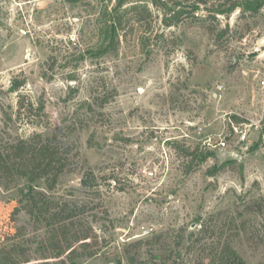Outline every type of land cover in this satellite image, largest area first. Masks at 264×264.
<instances>
[{
    "label": "rangeland",
    "instance_id": "1",
    "mask_svg": "<svg viewBox=\"0 0 264 264\" xmlns=\"http://www.w3.org/2000/svg\"><path fill=\"white\" fill-rule=\"evenodd\" d=\"M232 2L244 5L215 13ZM116 4L0 0V146L41 132L66 151L52 190L0 172V244L16 237L33 254L41 227L13 210L38 192L84 204L95 254L75 250L65 264H128V243L193 230L210 213L227 228L236 206L261 197V231L234 246L245 264H264V2L207 0L194 12L195 0ZM21 101L31 109L17 110ZM235 124L243 143L207 144ZM173 142L209 155L188 170ZM84 172L94 188L81 185Z\"/></svg>",
    "mask_w": 264,
    "mask_h": 264
},
{
    "label": "trees",
    "instance_id": "2",
    "mask_svg": "<svg viewBox=\"0 0 264 264\" xmlns=\"http://www.w3.org/2000/svg\"><path fill=\"white\" fill-rule=\"evenodd\" d=\"M137 1L118 0L116 6L119 7L125 2L131 3V7L135 8ZM159 1L152 0L156 6ZM206 3L207 0H195L192 11ZM252 4L253 2H249L246 5L247 9ZM243 5L244 2H232L228 8H218L215 13H225L228 16L235 8ZM173 13L172 18L164 20L166 26L173 25L184 11L179 8ZM117 43L118 36L114 38L111 36L109 45L113 48ZM21 85L22 82L13 84L10 91H16ZM27 105L31 109V103L21 101L17 110L25 109ZM38 109L43 110V106H39ZM173 144L178 156L186 160L188 170L202 164L209 155L200 151L198 147L182 146L177 142ZM65 155L66 151L57 141L44 136L41 132H35L26 138H18L5 146H0V172L13 177H27L29 180L44 178L47 189L52 190L58 176L66 169ZM80 182L86 188H94L97 185L96 179L89 178L88 172H84ZM262 202L261 197H250L242 206H236L227 228L220 224L216 226L215 221L217 218L219 220L221 215L217 217L210 213L201 218L193 230L186 231L184 227L171 228L153 233L145 241L135 240L128 243L126 248H134V251L125 252L126 261L128 264H203L207 259L206 264H245L234 242L242 236L255 237L256 231H261L255 221L258 214L253 212L255 206L262 211ZM83 210V203L59 201L39 192L22 200L20 205L14 208L13 216L20 212L26 213L41 227V236L31 256L27 253L28 248H24L16 237L0 244V264H65L64 259L67 260L69 254L75 250L80 255L93 256L95 252L89 249L95 240L90 241L91 224L82 222ZM232 231L234 233L230 234ZM141 246L147 248L141 251ZM193 260L195 261L192 262Z\"/></svg>",
    "mask_w": 264,
    "mask_h": 264
},
{
    "label": "built area",
    "instance_id": "3",
    "mask_svg": "<svg viewBox=\"0 0 264 264\" xmlns=\"http://www.w3.org/2000/svg\"><path fill=\"white\" fill-rule=\"evenodd\" d=\"M261 84L264 85V79L261 80ZM229 140H232V142H239L243 143L245 141V132L242 129V126L240 125H232L231 127L228 128L227 132L223 134L221 137L218 138L217 142L213 144L211 140L207 139L206 142L210 146H216L219 148H225L229 144Z\"/></svg>",
    "mask_w": 264,
    "mask_h": 264
}]
</instances>
